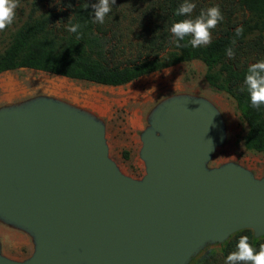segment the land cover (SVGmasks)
I'll return each instance as SVG.
<instances>
[{
  "label": "water",
  "instance_id": "obj_1",
  "mask_svg": "<svg viewBox=\"0 0 264 264\" xmlns=\"http://www.w3.org/2000/svg\"><path fill=\"white\" fill-rule=\"evenodd\" d=\"M147 122L136 180L89 110L47 96L1 107L0 223L34 253L12 260L0 242V264H192L242 231L264 238V178L210 167L228 139L211 101L174 95Z\"/></svg>",
  "mask_w": 264,
  "mask_h": 264
},
{
  "label": "trees",
  "instance_id": "obj_2",
  "mask_svg": "<svg viewBox=\"0 0 264 264\" xmlns=\"http://www.w3.org/2000/svg\"><path fill=\"white\" fill-rule=\"evenodd\" d=\"M96 2L33 0L27 20L0 54V75L32 69L123 87L171 67L201 61L208 69L209 85L236 102L249 128L246 149L264 154V105L252 107L244 85L249 65L264 60V0H190L196 4L191 18L216 5L223 15L210 30L211 43L197 48L189 43L190 36L180 41L169 31L172 23L189 18L174 14L184 0H110L112 10L103 23L93 22L91 5ZM69 24L80 27L73 33ZM240 26L243 34L236 36L235 29ZM229 47L234 50L232 57L226 54ZM245 235L257 251L264 245V238L257 240L251 230H245L232 236L220 250L208 249L192 264H225Z\"/></svg>",
  "mask_w": 264,
  "mask_h": 264
},
{
  "label": "rangeland",
  "instance_id": "obj_3",
  "mask_svg": "<svg viewBox=\"0 0 264 264\" xmlns=\"http://www.w3.org/2000/svg\"><path fill=\"white\" fill-rule=\"evenodd\" d=\"M18 3L13 23L0 31V54L8 47L12 36L19 31L33 8V0L24 3L18 0ZM207 72L203 62L193 61L143 77L123 87H107L42 71L17 69L0 75V88L4 83L12 82L23 87L27 94L12 103L6 102L0 108L38 96H47L58 97L57 99L94 112L106 123L112 159L126 176L141 180L146 175L145 163L140 157L143 146L141 134L148 127L147 118L150 112L160 102L174 95L191 94L204 97L220 110L228 131L227 142L217 150L210 167L218 168L228 163H237L252 171L258 179L264 178V154L246 149L244 140L249 128L243 121L236 102L226 93L216 91L209 85ZM55 84L63 85L73 92L78 91L82 95L76 98L67 95L69 91L59 94L45 91L46 87H53ZM84 95L90 97V101H85ZM96 96L97 99H93ZM0 242L3 254L12 260L25 261L34 253V244L29 235L1 223ZM214 248L220 250L221 246L211 247Z\"/></svg>",
  "mask_w": 264,
  "mask_h": 264
},
{
  "label": "clouds",
  "instance_id": "obj_4",
  "mask_svg": "<svg viewBox=\"0 0 264 264\" xmlns=\"http://www.w3.org/2000/svg\"><path fill=\"white\" fill-rule=\"evenodd\" d=\"M115 2V0H113ZM19 6L18 0H0V31L11 25L15 18V10ZM84 7H88L85 5ZM93 22L103 23L105 16L112 10L110 0H97L91 5ZM196 8V4L190 0H184L175 10L176 16H185L182 20H178L171 24L169 31L171 35L182 41L185 37H191L189 43L193 48L209 45L212 40L211 29H214L217 24L223 20V15L218 5L208 7L206 10H201L200 14L195 18H191V14ZM80 26L78 24H69L70 32H77ZM243 26L235 29V35L243 34ZM235 43V40L232 41ZM226 54L229 57L234 56L232 48L226 49ZM244 85L248 92L251 106L259 108L264 105V60L250 64L245 78ZM264 264V245L260 246L257 251L248 241V237L241 236L236 245V250L230 253L225 261V264Z\"/></svg>",
  "mask_w": 264,
  "mask_h": 264
},
{
  "label": "bare ground",
  "instance_id": "obj_5",
  "mask_svg": "<svg viewBox=\"0 0 264 264\" xmlns=\"http://www.w3.org/2000/svg\"><path fill=\"white\" fill-rule=\"evenodd\" d=\"M15 87H16V85H14V83H12V82H10V83H4L1 86V89H3V102H7V103H12L13 102L10 99H11L12 96H15L17 94V90H18L17 88H19V87H17V88H15ZM45 91H47V92L50 91L51 93L59 94V93H65L66 91H69V90H68V88H66L63 85H57V84H55V85H53V87H46ZM67 95H69V94H67ZM70 96L72 97L73 95H70ZM4 99H6V100H4ZM93 99H97V96L94 97Z\"/></svg>",
  "mask_w": 264,
  "mask_h": 264
},
{
  "label": "crops",
  "instance_id": "obj_6",
  "mask_svg": "<svg viewBox=\"0 0 264 264\" xmlns=\"http://www.w3.org/2000/svg\"><path fill=\"white\" fill-rule=\"evenodd\" d=\"M14 85H16V84H14ZM68 86H70V88H73V86H71V85H69L68 84ZM17 87H19L18 85H16V87L15 88H17ZM18 90H17V94L15 95V96H12L11 97V101H14V100H16L17 98H19V97H21V96H24V95H26L27 94V92L24 90V88L23 87H19V88H17ZM0 90L2 91V96H0V106L1 105H4L6 102H3V89H1L0 88ZM69 96L70 95H73L74 97H76V98H79V97H81L80 95H82L80 92H78V91H75V92H73L72 90H69ZM74 94H76V95H74ZM84 98H85V101H90V97H85V95H84ZM2 99V100H1ZM4 100H6V99H4ZM80 107V106H79ZM90 111V110H89ZM90 112H92V111H90ZM92 113H94V112H92ZM108 140V139H107ZM109 144V143H108ZM109 147H110V145H109ZM111 152V151H110Z\"/></svg>",
  "mask_w": 264,
  "mask_h": 264
}]
</instances>
